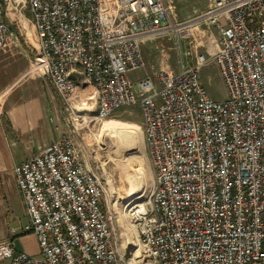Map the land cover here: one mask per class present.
<instances>
[{"label": "built area", "instance_id": "obj_1", "mask_svg": "<svg viewBox=\"0 0 264 264\" xmlns=\"http://www.w3.org/2000/svg\"><path fill=\"white\" fill-rule=\"evenodd\" d=\"M171 14L166 0H0V50L9 21L20 24L31 69L51 82L66 125L14 166L28 216L21 232L34 234L38 253L4 238L0 261L264 264V0H209L185 19ZM204 24L193 63L173 70L162 55L153 75L130 78L146 66L147 40ZM210 63L224 98L202 82ZM132 105L154 177L129 211L132 242L118 245L86 132Z\"/></svg>", "mask_w": 264, "mask_h": 264}, {"label": "rangeland", "instance_id": "obj_2", "mask_svg": "<svg viewBox=\"0 0 264 264\" xmlns=\"http://www.w3.org/2000/svg\"><path fill=\"white\" fill-rule=\"evenodd\" d=\"M166 1L171 5L172 8L171 15H173L176 20L185 19L191 15H194L195 13L204 10L205 8H207L209 3V0H166ZM9 23H10V30L13 28L14 32L17 33L19 39H21L22 41H24L25 39L27 40L20 24L11 21H9ZM25 23H23V26L25 28L26 34L31 36L30 31L25 26ZM210 27L211 26L204 24L203 26L201 25L199 27H196L194 31L192 30L191 32L192 34L189 35H187L185 30H181V33L176 32V34L174 35L168 34L167 36H160L147 40L143 44V48H142L146 60V66L143 70L133 73L131 77L137 78V77H141V75H146V74L153 75V73H155V70L161 64L160 58L162 55H166L165 62H167L169 67L173 70L178 69L179 67L178 65L182 60L183 62H185V64L193 63L196 57V53L201 50H204L202 41L205 36V33L210 29ZM210 47H212V45H210ZM21 56H25V55H21ZM27 61L29 62H25V59L23 57H19L17 58L16 61H14L15 62L14 66L17 68H21L22 66L24 67V65L26 64L28 67V65L31 64V58H29ZM162 65L163 67H166L164 62ZM9 71L10 70L8 69V72ZM202 82L204 83L207 90L213 97L217 99H221L227 95L225 84L215 63L214 64L210 63L202 68ZM20 89L25 99L33 102H37L39 106H41L42 110L44 111L46 120H49L54 125L57 120L54 114L53 107L55 103L54 99L56 100V98L59 97L57 93L54 91L53 95L55 96V98L54 97L51 98L49 92L47 93V91L45 90L42 81L39 79L38 75L33 73H28L26 75V77L24 78V80L20 85ZM91 102H93V100ZM91 102L89 101L88 106L92 105ZM60 103L61 100L59 99L58 106H59V110L62 112V117H63L64 112ZM128 109L131 111L127 112L121 110L114 117H109L100 121L99 124L95 126L93 128V131L91 130L90 133L86 132V134H89L87 135V137H89L88 140L89 146L92 148V152H94V154L96 155L95 158L94 157H92L93 159L91 158L92 163L93 165L98 164L97 167L99 169L100 175L102 174L101 177H102V181L104 182V190H105L103 196V202L107 206V211L110 212L111 214L112 223L115 229V236L116 239H118L117 240L118 245L121 243V239L127 238L125 242H128L127 240H129L131 237L130 236L131 224L126 218V215H128V209L131 207V205H130V201H126L127 200L126 198L125 199L119 198L118 195L116 194L119 190H125L126 193H128L129 190L126 189L129 188V184L130 186L131 185L135 186L134 182L137 183L139 180L137 176L138 174H136L132 170V165L129 162L116 158L113 150L114 145L107 140L108 135L105 130L106 127L102 128V126L104 124L103 123L104 121L107 122L106 120L111 119V121L119 120L120 123H125L130 126H135L136 124L138 127H140L139 125L141 119L138 109L135 107H129ZM63 124L65 126L64 129L66 130V125L64 123V120H63ZM101 131H103L102 136L100 134ZM143 138L145 141L144 134H143ZM145 158L146 161L145 160L140 161V165L144 164L143 169L145 170L144 174H146L144 175V179L142 183H140L141 184L140 188L141 187L142 189L144 188V190L139 192V194L144 193L142 196L148 195L152 187V181H153L152 179L153 168L149 160V157L147 155L146 147H145ZM129 196L130 195H128L127 197ZM134 199L138 200L137 198ZM120 221L125 226L129 225L128 232H126L125 234H123L124 232L121 226L123 224H121ZM128 234L129 237L124 236ZM0 264H6V262L0 261Z\"/></svg>", "mask_w": 264, "mask_h": 264}, {"label": "crops", "instance_id": "obj_3", "mask_svg": "<svg viewBox=\"0 0 264 264\" xmlns=\"http://www.w3.org/2000/svg\"><path fill=\"white\" fill-rule=\"evenodd\" d=\"M24 41L12 28L0 50V239L10 238L18 249L34 255L39 250L34 234L21 232V226L28 216L15 182L14 166L63 135L65 126L58 106L59 97L57 101L54 99L57 121L53 125L46 120L37 102L23 96L20 89L22 81L28 73L35 74L31 64L21 68L14 66V61L19 57H23L25 62L31 58L32 62L31 43L26 39ZM38 77L51 98H55L51 82L45 76Z\"/></svg>", "mask_w": 264, "mask_h": 264}, {"label": "bare ground", "instance_id": "obj_4", "mask_svg": "<svg viewBox=\"0 0 264 264\" xmlns=\"http://www.w3.org/2000/svg\"><path fill=\"white\" fill-rule=\"evenodd\" d=\"M25 26L30 31V28H29L27 23H25ZM30 33H31V31H30ZM144 68L137 69L138 71H136V72H139V71L143 70ZM130 74H132V72L129 73V76H130ZM77 95L78 96H82V93H81L79 87L77 88ZM91 103H92L91 107H93L94 106V100ZM130 107L137 108V106H135V105H132ZM115 115L107 116V117H104L103 119H106V118H109V117H114ZM139 115H140V112H139ZM103 119H101L100 121H102ZM140 119H141V116H140ZM106 121L107 122H105V121L103 122L104 124H103L102 128L106 127L105 130H106V133L108 135L107 140L114 145V149L113 150H114V154H115L116 158H119L120 160H124V161L129 162L132 165V170L136 174H138L137 175L138 176V180H139L137 182L138 184L136 182H134L135 186L134 185L130 186V184L128 183L129 184V188L126 189V190H129L128 193H126L125 190H119L117 192V194H116V195H118L119 198H123V199L126 198L127 199L126 201H130L131 207L128 209V215H126V218L130 222L131 228H132V223H131V220H130V217H129V211L132 209V205H134L135 202H139L141 199L144 198L142 196L144 193L139 194V192L144 190V188L143 189H142V187L140 188V185H141L140 183H142V181L144 179V175H146V174H144V171H145L143 169V165L144 164L142 163L143 165H140V161H143V160L146 159L145 158V147H146L147 155L149 157V148H148V144H147V141H146V137H145V141H144L143 134L145 136V133L144 132L142 133L143 128H142L141 124L139 125L141 127L140 128L136 124H135V126H130V125L125 124V123H120L119 120L111 121V119H109V120H106ZM100 134L102 136L103 135V131H101ZM153 177L154 176L152 175V179H153ZM135 179H136V177H135ZM128 195H130V196L127 197ZM134 198H137L139 201L135 200ZM120 223H121V221H120ZM121 224H123V223H121ZM121 226L123 228V232H124L123 234L128 232V226L129 225L125 226L123 224ZM124 236L129 237V234L128 235H124ZM130 236L131 237H130V239L128 241L132 242V239H133L132 238V229H131V235ZM126 239H122V240L125 242Z\"/></svg>", "mask_w": 264, "mask_h": 264}]
</instances>
